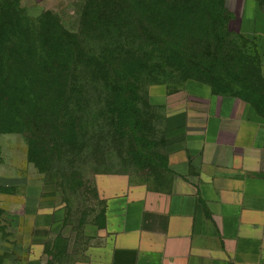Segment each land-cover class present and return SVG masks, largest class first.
I'll return each mask as SVG.
<instances>
[{
    "label": "rangeland",
    "instance_id": "1",
    "mask_svg": "<svg viewBox=\"0 0 264 264\" xmlns=\"http://www.w3.org/2000/svg\"><path fill=\"white\" fill-rule=\"evenodd\" d=\"M86 1L0 0L10 16L21 20L23 28L16 36L24 46L34 40L24 29L41 30L40 19L50 13L81 47L75 51L77 68L68 76L69 87L61 93L49 95L29 83V69L14 74L19 93L16 100L4 103L8 113L0 120V264H72L86 245L84 225L99 220L100 177L161 178L165 173L164 117L163 108L154 103H162L165 92L188 81L208 83L215 92H238L242 86L246 92L240 93L250 99L254 98L250 91L258 95L262 89L254 64L242 60L229 78V67L227 75L221 73L206 47L186 46L188 37L204 38L194 16L167 15L168 29L174 27L177 32L170 36L177 49L168 45L161 50L126 39L107 46L85 29ZM245 2L224 0V30L251 60L257 49L251 38L242 35L241 17L251 24ZM255 2L264 9V0ZM28 59L32 63L31 54ZM45 95L47 104L40 101ZM37 119L46 127L34 132L29 126ZM39 210L52 212L58 220L55 229L68 228L72 238L55 235L35 243L31 235L43 238L47 229L36 228L35 223L49 221L37 216Z\"/></svg>",
    "mask_w": 264,
    "mask_h": 264
},
{
    "label": "crops",
    "instance_id": "2",
    "mask_svg": "<svg viewBox=\"0 0 264 264\" xmlns=\"http://www.w3.org/2000/svg\"><path fill=\"white\" fill-rule=\"evenodd\" d=\"M244 5L251 24L242 15L241 31L256 44L264 89V9ZM242 91L188 81L154 103L163 108L165 173L100 177L99 220L84 225L72 264H264V109ZM37 216L49 221L35 223L47 228L31 235L35 243L72 238L52 212Z\"/></svg>",
    "mask_w": 264,
    "mask_h": 264
},
{
    "label": "trees",
    "instance_id": "3",
    "mask_svg": "<svg viewBox=\"0 0 264 264\" xmlns=\"http://www.w3.org/2000/svg\"><path fill=\"white\" fill-rule=\"evenodd\" d=\"M225 9L224 0H87L83 15L85 29L90 30L93 37L101 38L100 41L107 46L121 44L119 42L126 39L141 41L147 47L158 46L161 50L168 48V45L177 49V43L171 41L170 37H175L177 32L174 27L168 29L167 15L178 18L194 16L204 38L195 41L194 37H188L186 46L196 43L206 47L213 62L222 69L221 73L227 75L226 69L229 67V78H232L230 72L242 60L254 64L257 69V56L250 60L248 53L226 35L223 18ZM40 22H43L41 30L24 29L34 36V40L24 42L26 47L16 36L23 28L21 20L10 16L0 3V120H4L8 113L3 108L4 103L16 100L19 93L17 81L14 80L15 73L31 70L32 79L28 80L29 83H36L50 95L65 91L69 87L70 72L77 68L74 55L81 47L75 35L63 29L50 13L43 15ZM115 37L119 40H115ZM29 54L32 55V63L28 59ZM119 84L124 88L123 81L119 80ZM250 94L259 110L264 108V89L258 95L251 91ZM241 95L248 96L246 93ZM125 97L126 94L122 96L123 99ZM40 101L47 104L49 98L45 95ZM41 121L37 119L29 127L34 132L42 131L46 122Z\"/></svg>",
    "mask_w": 264,
    "mask_h": 264
}]
</instances>
